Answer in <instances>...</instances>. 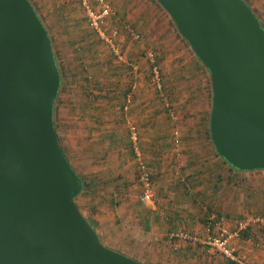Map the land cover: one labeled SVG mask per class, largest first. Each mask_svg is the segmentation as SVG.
I'll list each match as a JSON object with an SVG mask.
<instances>
[{"label": "water", "instance_id": "95a60500", "mask_svg": "<svg viewBox=\"0 0 264 264\" xmlns=\"http://www.w3.org/2000/svg\"><path fill=\"white\" fill-rule=\"evenodd\" d=\"M209 73V133L264 168V26L245 0H155ZM61 74L30 0H0V264H145L104 245L72 198L83 180L53 122Z\"/></svg>", "mask_w": 264, "mask_h": 264}, {"label": "rangeland", "instance_id": "374dc122", "mask_svg": "<svg viewBox=\"0 0 264 264\" xmlns=\"http://www.w3.org/2000/svg\"><path fill=\"white\" fill-rule=\"evenodd\" d=\"M118 1L121 0H109L111 4L113 2L118 3ZM245 1H247V3H249L250 5H252L254 12L256 13V15L262 18V22L264 25V17L262 16L264 15V0H245ZM30 2L33 5L37 15L41 19L42 23L45 25L50 41H52V47L55 53L54 55L57 59L58 66L60 67V72L62 74L61 76L62 81L60 83L61 88H60V93H58L59 95L57 98V103H56L57 105L54 111V118L60 134V141L65 149L66 154L69 156L73 165L76 167L78 173L83 178L90 179V177L93 176L94 177L100 176L98 180L95 181L96 185H98V183L101 184L104 180L109 179L110 175L117 173L120 175L119 182L123 180L127 182L126 187L122 188L119 196L117 193L116 194L114 192L112 193L111 200L114 202L113 205H116L114 210H117L119 208V205L123 203L124 198L129 197L128 198L130 202L129 206H131L132 212L138 210V211H142V213L147 212L148 214L149 212H151V208L149 207V205H153L155 202V194L153 196V200L151 203L143 202L142 200L138 199V191L140 189V185L137 176V159H136V155L133 154L131 156L128 151L129 148L128 142L129 145L131 146V149H133L128 134L129 123L132 124L134 123L137 126L140 136L142 135V131L143 134H145L144 131L146 130L143 129L144 127H141L142 126L141 124H138L135 118L129 117L128 119V115H127L126 117H124L123 121H121L119 116L117 115V113L121 114L120 113L121 108L118 107L115 110L117 122L113 126L116 127L117 133L120 134V137H118L120 142V144L118 145L119 150H117V148L113 149L112 154H109L108 157L107 156L103 157L100 155L102 159H100L98 162H96V158H100L99 155L93 154L92 156H89L87 155V153H81L79 148L75 146V140L77 136L76 128L81 127L82 123H85L87 126L86 119L80 118L79 121L77 122L76 119L77 104L73 103L78 99L80 100L84 99V96L80 93L83 83V79L81 75H83V73L87 74V76L90 77L91 82H94L95 80L98 79L101 83H103L104 77L106 78L108 76L103 74V69L101 68L102 64L101 65L96 64L99 65L98 68L100 69L97 70L96 74L93 73L94 67L92 66L93 63L91 62L94 59L92 58V56L98 55L100 59H103L101 61L104 62H107V58L108 56H110L113 59V64H115V68L118 69L123 67L125 68L128 66L125 62L127 60V57L125 55L126 53L125 47L123 48L120 43L117 44L119 46V51L118 53H115L111 49L109 44H107L106 41H104L86 24L83 10L79 6L77 0H30ZM256 5L259 6L260 8L256 7ZM167 18L169 19L168 15ZM162 19H163L162 16L160 17L152 16V21H153L152 26L154 28L153 29L154 34L157 35L158 33L161 37L159 45L161 46L162 49L161 51L157 50V53H155V55L161 71L162 88H164L165 86L166 90H162V92H158L156 90V86L152 79L150 61L147 58V56H145L144 53L138 52V54H140L144 60L140 62H141V68L144 67L143 71H145V75H142V77L138 78L139 80H137V81H141L140 86L142 88L141 91L142 92L141 97L143 99L142 101H145L146 104L149 105L148 106L150 108L149 113L150 111L154 110L155 107L156 108L158 107L157 109L161 111V115H160L161 134H163L164 137L167 138L168 140L167 142L169 144L167 147H170L172 149V150L169 149L170 154L172 153L173 155H176L177 153L176 147L172 146V136H174L175 130L178 131L179 134L178 137H180L179 149L182 154L189 149L190 150L197 148L203 150L211 149L210 143L203 131L205 130V118L208 117L210 113L211 101H212V89H211L209 73L206 70L200 73L199 71H197V69L193 64L194 57L193 55H191L192 53L189 50L190 46L188 45V43L185 42L183 38H181L177 29L176 32L174 33L171 29L167 28V24L163 22ZM116 21L118 22V19L112 20L109 18L107 23L111 25V24H115ZM167 22L169 23L168 24L169 27H172L171 20H167ZM123 31L124 29L120 30L119 32L120 35L118 36V38L123 37V39L125 38L127 41L131 40L132 42L131 46H135L137 42L134 41L137 39L135 38L131 39L130 38L131 36H128L127 38L126 37L127 35L125 34L128 33ZM120 41L121 40H119L118 42ZM138 41H141V37L138 38ZM144 44L145 46L148 45L147 43ZM140 48L141 50L145 51L143 45ZM133 52H135L134 48H133ZM88 58H91V60L88 61ZM97 63H100V60ZM81 66H86L85 71L84 68H80ZM87 67L89 71L87 70ZM91 67H92V71L90 69ZM126 69L129 70V68ZM185 73H187L186 75L188 76H184L183 74ZM130 74L131 73H129L128 75L130 76ZM126 78H127L126 75L124 76L117 75V76H113L114 79L113 81L126 82L127 80ZM165 97L166 99H168L170 103L173 102L172 105L174 107V111L177 115V118L172 119L168 116L165 105ZM115 98L120 101V104H124L126 101V96L122 97V95H118V97L116 96ZM131 102L132 99L130 103ZM123 109L130 110V106ZM153 131H155V129ZM153 131H149V134L151 135ZM99 142L101 141L92 138L90 140H86L85 145H88L90 143V146H92L93 150H95L96 148H100ZM140 143L143 144L142 139ZM165 146L166 144L165 145L163 144L164 148H166ZM143 147H142L143 156L145 157V160L147 162V160L149 159V155L148 156L146 155L145 147L144 149ZM182 159L180 156L178 157V161H175V159L172 161L173 164L172 163L168 164L169 163L168 162L167 167L176 165L175 167L177 168L178 171L180 167H184V166H180L178 168L177 165L178 163L180 164L184 163L183 161L184 159L183 160ZM204 159L203 160L207 162L210 158L206 154L204 156ZM213 166L214 164L210 165L209 169H212ZM175 167L172 168L173 171L174 170L176 171ZM177 176H180V174L177 173ZM262 182L263 180L255 181L256 184L255 187L256 191L254 193L255 198H264V189L260 187L261 184H263ZM258 186L260 188H258ZM107 187L109 188L104 191H99L96 193L93 192L94 194L83 192V193H77L75 195L74 202L78 205L81 213H83L84 216H86L88 219H90L89 218L90 214L100 212L103 206L104 207L108 206L106 205L109 204L108 201L106 200L99 201L101 200V198H103L102 193L107 194L108 191L112 189L111 186H107ZM98 189L99 188L95 186V190ZM227 190H228L227 191L228 195H230L232 189L229 188ZM235 190L238 191L237 195L241 196V193L244 192L245 187L239 185L238 188H236ZM224 192L226 194V189L224 190ZM229 197L230 196H224L223 199H230ZM96 203H99L97 204V207L95 206ZM98 205H100L99 208ZM254 205H255L254 206L255 209L252 210L253 213L263 215L264 209L260 208V207H264L263 204L260 202L259 203L256 202ZM108 209L110 214L112 210L110 208ZM224 211L228 215H231L230 213H228V209ZM103 212H106V209L103 210ZM220 213L224 216L223 218L224 222L222 221L220 225L225 226L229 230L233 229L236 220L245 219L252 215L251 214L249 216H246V214L244 213L243 215L240 214L239 218L235 216L232 218L231 217L225 218L226 214L222 212ZM206 219L207 218H205V220ZM204 222L205 221L194 222L192 227H195L196 224H198V227L196 228V230H191L194 228H189L190 231L191 232L197 231L194 233L195 235H199V233H203L204 231L206 232L207 229H209L210 232L215 231L216 226H213L211 229L209 228V226L206 227ZM120 225H121L120 222L117 223L118 227H116L114 231H111V233L112 236H114V239H116L114 241L116 245L123 243L122 246L124 248V251L122 253L124 254L129 253L126 255H130V256L131 255L140 256L141 259L151 260L153 262H157V261L159 262L161 257L170 260L171 258L170 256L168 257L160 256V252L155 250L158 246L153 243L156 241L155 239H157V237H155L154 239L153 237L154 235H150V233H148V235H146V237L141 240V238H138V236H136L133 233L132 235L129 234V237L127 238L123 234H121L123 236V238H121L119 234L120 232L123 231V228L119 227ZM185 226H183L184 228L182 227V225L181 227H175V228L188 230V228ZM245 232L249 234L251 237L252 235L255 237V234H258L259 236L255 237L258 239L257 241H259L258 247L264 250V239H262L264 234V221L252 222V223L250 222ZM241 238L242 236H240L237 239H234L232 243L234 241L237 242V240H240ZM160 240L161 242H163L164 247H167L168 249L170 248L169 244H171L172 242L168 241L166 234L165 236L161 237ZM180 242L185 244L186 247L194 248V252L197 253L195 256H189V257L177 256L178 258L177 261H181L182 264H224V262H226V258L224 256L213 251L212 249H209L208 247L201 245L200 243L189 242V241H180ZM102 243L108 247L116 249L112 246H109L110 244H112L110 242L109 243L106 242V244L104 242ZM244 244H245V250H247L248 247L249 248L252 247V245H250V242L249 244L244 242ZM236 249L239 254L244 255L246 257L249 264H264V259H261V257L255 258L254 261H252V259H250V257L248 256L247 251L240 249L238 250L237 247ZM141 252L144 253L145 255L141 254Z\"/></svg>", "mask_w": 264, "mask_h": 264}, {"label": "crops", "instance_id": "0c3cea01", "mask_svg": "<svg viewBox=\"0 0 264 264\" xmlns=\"http://www.w3.org/2000/svg\"><path fill=\"white\" fill-rule=\"evenodd\" d=\"M111 5L113 12L110 16V19H118V22L116 21L115 24H118L120 26V30L123 29L122 26L124 24H130L133 28L141 33V41H138L137 39L134 41L137 42V44H135V46H131V40L127 41L125 38L123 39V37L118 38V41H121H117V44L120 43L122 47H125L126 49L125 55L127 57V60L125 62L128 66L125 68H115L113 59L110 56H108L107 62L101 61L103 59H100L98 55L92 56L94 60L91 63L95 64H92V66L94 67L93 73L96 74L97 70L100 69L98 68L99 65L102 64L101 68L103 69V74L107 75L108 77H104L103 83L98 81V87H92L94 92H104L103 99L93 100L91 96L88 99L87 104L81 103L80 101L82 100L80 99L77 100V122L80 118L86 119L87 126L85 123H82L81 127L76 128L77 136L75 140V146L79 148L81 153H87V155L89 156H92L94 154L108 157L109 154H112V148L108 150H106L105 148L103 150L96 148L95 150H93L92 146H90V143L88 145H85V142L86 140L95 138L100 134V139L104 138V142L108 144L110 143L113 137L112 131L115 130V132L117 133L116 127L113 125L117 122V118L115 115V110L118 108L117 103L120 104L119 100L116 101L115 99H112L111 94L112 92L122 91L129 87L130 90L127 94H129L132 98V102L129 104L130 110H124L122 108L120 111L121 114L117 113V115L119 116L121 121H123L124 117H126L127 115L128 119L129 117L135 118L138 124H141V127H144L143 129L147 130L144 131L145 134H143L142 131V135L140 137H142L141 139L143 140L146 155H149V170L154 178L153 180L155 183V202L153 205H149V207L151 208V212L147 214V212L142 213V211L138 210L132 212V208L131 206H129V197L124 198L123 203L119 205V208L117 210H114L116 205H113L114 202L111 200L112 198H101V200L99 201L106 200L108 201V203L110 201L111 202L109 204H106L108 205L107 207L103 206L104 209L101 208L100 212L90 214V219H87L91 221L94 230L99 236V239L105 244L106 242L112 243L113 245L110 244L109 246L116 248L115 250H118L120 252L124 251V248L122 246L123 243L116 245L114 243L116 239H114V236H112L111 233V231H114V229L118 227L117 223L119 222L121 224L119 227L123 228V231L119 234L121 238H123L121 234H123L127 238L129 237V234L132 235L133 233L138 236V238H141V240L145 238L148 233H150V235H154V239L155 237H157V239H155L156 241L153 243L158 246L155 250L160 252V256H170V260L161 257L159 262H153L151 260L141 259L140 256L131 255L134 256V258L140 260V262L142 263L182 264L181 261H177V256H195L197 253L195 254L194 248L186 247L185 244L181 243L179 240H168L172 242L171 244H169L170 248L168 249L167 247H164L163 242H161L160 238L165 236L167 231H169L171 228L181 227V225L182 227L186 225L185 227L188 228L187 231L189 232H191L189 228H194L191 230H196L198 224H196L195 227H192V225L197 221H205V226H209V228L212 229L213 226L221 224L222 221L224 222V216L220 212L226 214L225 218H232L234 216L239 218L240 214L243 215L244 213L246 214V216L254 214L252 210L255 209L254 204L256 202H260L264 206V198H255L254 195L256 191V180H263V184H261L260 187L264 189V168L248 169V171L239 170L234 167L232 168L229 165L225 164L215 154L212 148L204 150L200 148L192 150L189 149L183 154L180 152L179 155L177 153L176 155L169 153V149L171 148L167 147L169 144L167 142L168 140L164 137L163 134H161V111L157 109L158 107H155L154 110L151 109L152 111H150L149 113V105L146 104L145 101H142V88L140 86L141 81L137 80H139L138 78H141L142 75H145V71H143L144 67L141 68L140 62L144 60L141 55L138 54V52H142L146 56L147 50H151L154 53H157V50L161 51L162 49L159 45L161 38L160 35L157 32V35L154 34V28L152 26V16H162V20L167 24V28L171 29L174 33L176 32V29L173 28L172 24V27H169V23L167 22V20L169 19L167 18L165 13L163 14V12L159 9V6L154 0H121L118 1V3L113 2ZM249 6L254 12L252 5L249 4ZM256 7L259 6L256 5ZM262 16L264 17V15ZM258 18L260 17L258 16ZM260 19L262 20V18ZM125 35H127L126 37L128 38L129 35ZM130 38L133 39L132 37ZM143 42L147 43L148 45L145 46ZM142 45L144 46L145 51L141 50L140 47H142ZM133 48L135 49V52H133ZM189 50L192 53L191 48ZM90 60L91 58H88V61ZM99 60L100 63H97ZM193 64L197 71H199V73L206 70L198 66L195 58L193 59ZM126 68H129V70H127ZM90 69L92 71V67ZM87 70L89 71L88 67ZM129 73H131L130 76L128 75ZM186 74L187 73L183 75L188 76ZM117 75H126V82L113 81V76ZM163 90H166L165 86ZM96 117H99L100 122H97L95 120ZM154 129L155 131H153ZM149 131H153L151 135L149 134ZM117 137H120V134H118ZM179 142L180 137L178 138V147H176L175 138L174 136H172V146H175L179 149ZM163 144H166V148L163 147ZM117 150H119V146H117ZM206 154L210 158L207 162L204 161V156ZM101 156L100 158H96V162L102 159ZM180 156L181 159L183 157L184 160H182L184 161V163H178V168L180 166L184 167H180L178 171L175 167L176 165L167 167L168 164L172 163L174 159L175 161H178V157ZM212 164H214L213 168L209 169L210 165ZM174 167L176 171L172 170V168ZM75 170L77 171L76 167ZM177 173L180 174V176H177ZM93 177H90V179L92 178L91 180H93V183L95 184V181L98 180L100 176H96L94 178ZM239 185L245 187V193H241V196H238V191L235 190ZM260 187L258 186V188ZM111 188H113L112 185ZM229 188L232 189L230 195H228L227 193V189ZM225 189L226 194L224 192ZM224 196H230V199H223ZM97 204L99 203L95 204L96 207ZM99 207L100 205H98V208ZM108 208L112 210L110 214ZM260 208L264 209V207ZM105 209L106 212H103V210ZM226 209H228V213H230L231 215H228L224 211ZM205 218L207 219L205 220ZM195 232L197 231H193L191 233ZM204 233L205 231L203 233H199V235H203ZM258 236V234H255V237ZM255 237L253 235L251 237L246 233V235L242 236L240 240H237V242H233L234 246H236L238 250H245L244 242L248 244L250 242V245H252V247H248L245 251H247L248 256L250 257V259H252V261H254L255 258L260 257L261 259H264V250L258 247L259 241H257L258 239ZM262 239H264V234ZM141 254L145 255L142 252Z\"/></svg>", "mask_w": 264, "mask_h": 264}, {"label": "built area", "instance_id": "2783aa9c", "mask_svg": "<svg viewBox=\"0 0 264 264\" xmlns=\"http://www.w3.org/2000/svg\"><path fill=\"white\" fill-rule=\"evenodd\" d=\"M79 6L82 8L86 24L99 35L111 49L118 53L119 46L117 45V38L120 35V26L116 24L109 25L108 19L112 15V5L109 0H77ZM122 28L131 36L132 38L138 39L141 37L140 32L133 28L130 24H124ZM146 56L150 61L152 79L156 86L158 92H162L161 84V71L157 63L156 55L153 51L147 50ZM131 96L126 95V101L123 108H127L130 103ZM166 111L170 118L175 119L176 113L172 103L168 101L165 97ZM129 139L131 141L133 150L137 159V176L139 180L140 189L138 191V199L143 202L151 203L154 196V182L151 176V172L147 167L145 160L142 157L141 147H140V134L137 126L133 123H129ZM178 131H174L175 146L178 147ZM176 152L179 155V149L176 148ZM264 214H252L251 216L236 220L233 229L229 230L223 225L218 224L215 227L214 232H210L209 229L199 236L191 233L185 229L174 228L167 231L166 236L169 240H179V241H189L200 243L201 245L212 249L213 251H218L224 257L235 262L236 264H249L246 257L237 252L236 247L232 243L234 239L241 236V233L245 231L250 222H263Z\"/></svg>", "mask_w": 264, "mask_h": 264}, {"label": "trees", "instance_id": "16d2710c", "mask_svg": "<svg viewBox=\"0 0 264 264\" xmlns=\"http://www.w3.org/2000/svg\"><path fill=\"white\" fill-rule=\"evenodd\" d=\"M155 1V0H154ZM156 2V1H155ZM247 2V1H246ZM158 5V4H157ZM249 5V4H248ZM159 6V5H158ZM159 8L163 11V9L159 6ZM251 8V7H250ZM252 10V9H251ZM253 11V10H252ZM163 13H165L164 11H163ZM254 14H255V12H254ZM166 15V14H165ZM256 15V14H255ZM167 16V15H166ZM257 16V15H256ZM258 17V16H257ZM260 19V18H259ZM41 20V19H40ZM170 20V19H169ZM260 22H261V24L263 25V22H262V20L260 19ZM171 24H172V26H173V28H175L174 27V25H173V23L171 22ZM45 26V25H44ZM264 26V25H263ZM176 29V28H175ZM140 35H141V33H140ZM182 38V37H181ZM184 40V39H183ZM185 41V40H184ZM186 42V41H185ZM189 47V46H188ZM55 54V53H54ZM192 54H193V56H194V58L196 59V63L198 64V66H200L201 68H203V69H205V67L203 66V64L197 59V57L194 55V53L192 52ZM55 59H56V57H55ZM56 62H57V59H56ZM57 65H58V63H57ZM59 67V66H58ZM80 68H84V71H85V69H86V67L85 66H81ZM150 68H151V66H150ZM59 70H60V67H59ZM60 74H61V72H60ZM61 76H62V74H61ZM82 76V79H83V83H82V88H81V91H80V93L84 96V99L82 100V101H80L81 103H85V104H87V102H88V99L92 96V99L93 100H99V99H103V94H104V92H94L93 91V89H92V87H98L97 86V83H98V81L97 80H95L94 82H91V80H90V77L89 76H87V74H84L83 73V75H81ZM96 79V78H95ZM61 81H62V79H61ZM61 81H60V83H61ZM100 83V82H99ZM101 84V83H100ZM61 85V84H60ZM94 85V86H93ZM102 85V84H101ZM60 88H61V86H59V89H58V93H60ZM101 88H102V86H101ZM130 89H129V87H127L126 89H124V90H122V91H118V92H112V94H111V97H112V99H115L116 101H117V99L115 98L116 96L118 97V95H122V97H125L126 96V94L128 93V91H129ZM57 93V96H56V99H55V103H54V110H53V122H54V126H55V129H56V131H57V134H58V140H59V144H60V146H61V149H62V151L64 152V154H65V156L67 157V159L69 160V162H70V164H71V166L75 169V167L73 166V163H72V161L70 160V158H69V156L66 154V152H65V149H64V147H63V145L61 144V141H60V134H59V131H58V127H57V124H56V122H55V118H54V111H55V107H56V103H57V98H58V94ZM130 99H132V98H130ZM131 101V100H130ZM73 103H76L77 104V101H74ZM118 104V107H120L121 109H122V107H123V105L124 104H119V103H117ZM209 115H210V113H209ZM209 115H208V117H206L205 118V130H203L204 131V133H205V135H206V138L208 139V141H209V143H210V146H211V148L214 150V152H215V154L225 163V164H227V165H229L230 167H232L230 164H228L223 158H221L217 153H216V151H215V149H214V147H213V145H212V142H211V139H210V133H209ZM95 120L97 121V122H100V120H99V117H96L95 118ZM113 133H112V135H113V137H112V139H111V141H110V143L108 144V143H106V142H104V138H101L100 139V137H99V135L98 136H96L95 137V139H97L98 140V138H99V140L98 141H101V142H99L100 143V148H97V149H106V150H108V149H110V148H112V150L113 149H116L117 148V146L120 144V142H119V138L117 137V135H118V133H116L115 132V130H113L112 131ZM140 141H141V137H140ZM140 143V142H139ZM107 144H108V146H107ZM143 144L142 143H140V147H141V152H142V157H143V159L145 160V157L143 156V150H142V146ZM128 151H129V153H130V155L132 156L133 154L135 155V152H133V149H131V146L129 145V142H128ZM133 148V147H132ZM144 148V147H143ZM133 153V154H132ZM104 157V156H103ZM145 162H146V160H145ZM148 160H147V162H146V164H147V167L149 168V166H148ZM233 168V167H232ZM78 172V171H77ZM79 174V173H78ZM80 175V174H79ZM81 176V175H80ZM151 176H152V174H151ZM81 178H82V180H83V187H81V190L78 192V193H83V192H87V193H96V192H99V191H104V190H106V189H108L109 187H107V186H113V188L111 189V190H109L108 191V193L107 194H104V193H102V197L104 198H111V196H112V193L114 192L115 194L117 193L118 194V196H119V194H120V192H121V190H122V188H124V187H126V185H127V182L125 181V180H123V181H121V182H119L120 181V175L117 173V174H112L111 175V177H109V179H107V180H104L102 183L103 184H101L100 185V183H98V185H96V184H94L93 183V180H91V179H85V178H83L82 176H81ZM152 178H153V176H152ZM107 181V182H106ZM100 185V186H99ZM107 185V186H106ZM95 186L96 187H98L99 189L98 190H95ZM101 189V190H100ZM93 193V194H94ZM75 197V196H74ZM74 197L72 198V200H73V202H74ZM111 202V201H110ZM109 202V203H110ZM75 203V202H74ZM76 204V203H75ZM76 206L78 207V205L76 204ZM78 209H79V207H78ZM80 210V209H79ZM81 212V211H80ZM83 215V214H82ZM84 218L86 219V221L90 224V226H92V228H93V225H92V223H91V221L90 220H88L87 219V217L86 216H84ZM171 229H174V228H171ZM246 235V232L245 231H243L242 233H241V236H245ZM99 237V236H98ZM169 240V239H168ZM215 252H217V253H219L218 251H215ZM196 254V253H195ZM220 254V253H219ZM222 255V254H221ZM223 256V255H222ZM226 258V257H225ZM224 264H236L235 262H233V261H231V260H229L228 258H226V262H224Z\"/></svg>", "mask_w": 264, "mask_h": 264}]
</instances>
